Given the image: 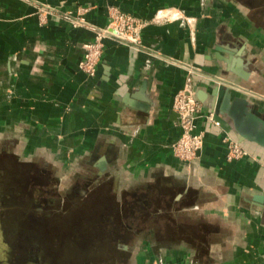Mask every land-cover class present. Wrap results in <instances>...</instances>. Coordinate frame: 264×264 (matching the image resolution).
Segmentation results:
<instances>
[{"label": "crops", "instance_id": "1", "mask_svg": "<svg viewBox=\"0 0 264 264\" xmlns=\"http://www.w3.org/2000/svg\"><path fill=\"white\" fill-rule=\"evenodd\" d=\"M39 4L85 8L97 27L116 8L146 23L143 49L105 39L88 77L77 64L92 33L40 23ZM185 88L205 132L189 163L171 150L180 134L172 100ZM226 136L247 155L228 161ZM5 155L64 172L61 184L83 198L92 190L123 204L125 219L142 223L125 224L141 237L125 264H264V0H0Z\"/></svg>", "mask_w": 264, "mask_h": 264}, {"label": "rangeland", "instance_id": "2", "mask_svg": "<svg viewBox=\"0 0 264 264\" xmlns=\"http://www.w3.org/2000/svg\"><path fill=\"white\" fill-rule=\"evenodd\" d=\"M0 168V204L24 208L19 214L0 210L3 264H125L120 260L130 258V248H139L141 237L130 234L125 224H135L137 231L142 223L126 220L123 204L94 198L92 190L84 198L68 194L58 178L64 172L49 179L14 157H0ZM123 247L129 249L125 254Z\"/></svg>", "mask_w": 264, "mask_h": 264}, {"label": "built area", "instance_id": "3", "mask_svg": "<svg viewBox=\"0 0 264 264\" xmlns=\"http://www.w3.org/2000/svg\"><path fill=\"white\" fill-rule=\"evenodd\" d=\"M85 11V9H79L76 15H72L70 12L59 11L47 4L37 6L40 23H45L47 17H54L66 21L73 28H85L92 33V40L82 46V56L77 64L78 69L86 76L93 77L95 75L105 39H113L137 50L143 49L140 33L146 25L145 22L116 8H110L107 25L97 27L83 18L82 14ZM185 68L188 73L194 72V69L188 65H185ZM171 109L177 115V126L180 131L179 137L171 146L172 154L180 161L189 163L203 147L205 132L196 129V120L200 116L201 104L197 100L194 90L185 88L174 95ZM203 117L213 126L220 125L213 113H208ZM222 142L226 148L225 157L228 161L238 160L247 155L240 144L230 137H223Z\"/></svg>", "mask_w": 264, "mask_h": 264}, {"label": "flooded vegetation", "instance_id": "4", "mask_svg": "<svg viewBox=\"0 0 264 264\" xmlns=\"http://www.w3.org/2000/svg\"><path fill=\"white\" fill-rule=\"evenodd\" d=\"M39 172L40 173H42V174H44V175H50V176H48V178L49 179H51V178H53V176L51 175V173H49V172H47V171H44V170H42V169H39ZM81 189L80 188H78V187H76V186H71V187H67L66 188V193H77V196L76 197H79L80 195H81V191H80ZM81 197V196H80ZM50 200H52L51 198L49 199V200H47L45 203L46 204H51L52 203V201H50ZM9 208H12V210H10V211H12V212H16V214H19L18 213V211H23L24 210V208L23 207H21V206H12V207H9V206H3V207H1V209L0 210H3L5 213H7V211L8 212H10L9 211ZM47 208V207H46ZM37 210V209H36ZM40 210V209H39ZM45 215H47V213H45ZM127 228H128V225H125ZM37 248L36 247H29V251H31V252H34L35 250H36ZM121 252H123L124 254L125 253H127L128 252V250H126V248L125 247H123V249L121 250ZM128 259H126L125 260V258L123 259V260H120V261H122V262H125V261H127Z\"/></svg>", "mask_w": 264, "mask_h": 264}, {"label": "water", "instance_id": "5", "mask_svg": "<svg viewBox=\"0 0 264 264\" xmlns=\"http://www.w3.org/2000/svg\"><path fill=\"white\" fill-rule=\"evenodd\" d=\"M228 62H229V61H228ZM229 63H230V62H229ZM229 63H227V64H228V67H229V65H230ZM215 87H216V89H218L219 84H218V83H215ZM222 87H223V86H222ZM226 95H227V100H228V98H229V93L226 92ZM253 113L256 115L257 112L255 113V112L253 111ZM246 119H248V117H247ZM254 119H255V118H254ZM247 121H248V120H247ZM251 128H252V127H251ZM252 129H253V128H252Z\"/></svg>", "mask_w": 264, "mask_h": 264}]
</instances>
